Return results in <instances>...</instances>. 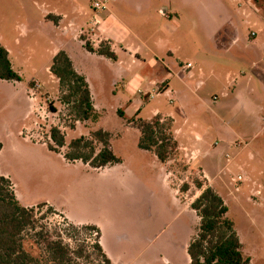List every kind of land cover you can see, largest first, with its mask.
<instances>
[{
    "label": "rangeland",
    "instance_id": "374dc122",
    "mask_svg": "<svg viewBox=\"0 0 264 264\" xmlns=\"http://www.w3.org/2000/svg\"><path fill=\"white\" fill-rule=\"evenodd\" d=\"M80 1L89 9V0ZM130 1L133 7L141 3V0ZM35 2L38 4L35 5L34 0H0V43L15 51V43L19 39L21 46L18 48H22L25 53L23 57L18 56V62L15 63L17 68L22 67L19 86L14 87L13 84L0 81V124L11 122L18 126L16 135L24 129L32 136L30 140L22 137L4 140L8 148L0 155V172L10 178L14 185L12 189L14 191L15 188L22 205L37 204L32 206L36 208L37 227L31 235L43 231L46 239L54 240L59 233L64 235L66 243H71V248H75L73 241L65 236V230L69 229L66 223H71L57 212L47 214L46 207L37 209L40 204L48 203L56 209H62L77 222L97 225L101 231V239L120 264H189L186 245L195 236L199 226V218L190 205L200 193L192 183L194 180L204 183L202 174L190 163L195 164L199 159V152L178 150L166 164L167 174L171 171L169 182L173 188L180 190L184 184L190 186L188 191L176 194L166 183L164 165L152 153L141 151L137 147L139 132L136 124L139 119L152 118V113L157 109L162 113L160 115L163 119L175 121L171 116L163 114L174 110V106L169 105L170 98L163 96L150 100L136 118L134 107L126 104V95L123 93H119V98L115 99L108 94L96 95L94 91V100L102 116L97 122L74 123L71 107L60 102L61 93L57 81L54 82L52 77L49 79L45 71L36 75L43 86L40 83L41 87H37L36 82L30 81L33 76L32 67L43 65L47 51L46 38L40 36L41 33L46 34L45 29L38 25L42 11L40 6L41 3L52 1ZM171 5L177 6V3L173 1ZM228 8L232 10L230 5ZM184 14L186 22H180L181 31L170 42L182 45V57L194 54V60L204 61L208 51L206 47L203 48V44L216 34L218 25L215 19L212 24L208 22L206 28L204 23L199 22L198 29L190 31L187 24L190 18L188 13ZM156 17L160 23L162 19L158 15ZM198 20L200 21L199 16ZM256 26L264 25L259 22ZM256 28L258 27H251L257 32ZM248 30L249 26L241 21L239 31L243 38L248 37ZM164 34L169 35V32ZM30 54L33 65L23 66L22 63ZM207 55L215 56L212 53ZM227 61L235 67L242 66L240 63L234 64L230 59ZM28 82L36 98L30 106L26 100L30 97L29 93L27 96ZM222 82H225L224 77ZM254 88L255 98L260 104L264 99L261 97L259 84L255 83ZM17 89L21 90L20 98L8 104L9 97ZM219 94L216 86L208 84L201 96L212 109L221 107L222 103L234 106L231 99H222ZM214 96H218L219 100L212 102ZM50 104L56 109V113L49 112ZM118 104L124 107L122 116L117 115L114 110L113 106ZM216 112L222 116L229 115L220 109ZM213 115L217 116L215 111L210 112L206 108L193 115V120L202 123L206 121L208 126H214H211V131L205 138V148L210 143L212 146L203 166L210 186L228 207L227 217L235 225L244 256L250 258L251 264H264V132L252 141L235 138V144L231 145L227 143L229 132L226 130L224 134L221 128H215L217 121ZM183 116L184 114L175 113V118L180 123ZM70 125L75 128L70 129ZM233 125L232 128L236 130L237 125ZM53 126L60 128L65 134L66 145L72 139L89 137L99 129L111 133L110 142L114 154L122 159V163L108 169L94 170L81 162H67L63 158L66 147L57 154L37 143L49 141V131ZM213 144H216L215 147ZM250 154L254 158L252 162L249 160ZM247 164L248 169L245 168ZM250 166L254 170L249 169ZM259 171L261 174L258 176ZM249 172L254 173V177ZM238 176H248V183L246 180L238 181ZM48 204L47 207H50ZM68 233L78 241L85 242L88 248L86 253L92 256L90 260L83 258L76 263L87 264L92 261L95 256L91 245L96 242L97 234L85 230ZM31 235L25 248L33 255L40 256L45 244L41 240L38 241L40 243H34L36 238L32 239Z\"/></svg>",
    "mask_w": 264,
    "mask_h": 264
},
{
    "label": "crops",
    "instance_id": "0c3cea01",
    "mask_svg": "<svg viewBox=\"0 0 264 264\" xmlns=\"http://www.w3.org/2000/svg\"><path fill=\"white\" fill-rule=\"evenodd\" d=\"M51 1V3L44 2L41 3V6L39 5L42 11L38 25L45 29L46 34L42 35L41 33L40 36L46 38L47 51L43 65L32 67L33 76L30 80L36 82L39 87L42 83L36 78V75L42 71L48 74L49 79L52 77L54 82H58L51 74L50 68L54 56L63 51L69 57L75 72L85 78L93 107L99 114V119L102 115L94 100V91H96V95L108 94L115 99L119 98V93H123L126 95V104L134 107L136 118L150 100L163 96L170 98L169 105L174 106V112L163 114L175 119L173 133L179 146L178 150L189 149L190 152L193 150L199 152V159L195 164L190 161V165H195L202 174L205 187L212 188L203 162L208 157L212 146L210 143L205 148V138L213 125L208 126L206 121L202 123L193 120L195 113L203 111L205 108L210 112L215 111L217 114V116L213 115L217 121L215 128L218 130L221 128L222 133L226 130L229 132L227 143L231 145L235 144L233 140L235 138L252 141L264 132V101L258 103L254 88L255 83L259 84L261 97L264 99V26H256L259 22L264 25V0H141V3L134 7L130 0H89L87 3L89 9L83 6L80 0ZM95 1L103 4L105 9L95 10L93 8ZM173 1L177 3V6L171 5ZM34 4L38 3L34 0ZM229 5L232 10L228 8ZM183 12L188 13L190 18L187 23L190 31H196L199 22L204 23L206 28L207 24L215 19L218 30L209 41L206 39L203 44L207 53H212L215 56H208L206 53L204 61L194 60V54V56L182 57L180 54L183 51L182 45L170 42V39L181 31L180 22L182 24L183 21L186 22ZM156 15L162 19L160 23L157 21ZM241 21L244 25L249 26L247 38H243L239 31ZM251 27L253 29L258 27L256 28L257 32L253 31ZM164 32H169V35ZM19 37L23 38V36ZM82 38L88 41L94 50L99 49L102 44L106 45L115 54L116 60L88 52ZM34 39L36 40L35 37ZM15 46L17 47L15 51L3 47L9 54L12 69L21 77L22 67L17 68L15 63L18 62V56L23 57L25 53L22 48H18L21 46L19 39ZM30 55L28 59L24 58L23 66L27 67L32 64V54ZM225 59L232 60L234 64L235 62L240 63L242 66L235 67ZM223 77L225 82H222ZM2 82L13 84L14 87L21 83ZM29 82L27 96L29 93L30 97L26 99L28 106L33 105L36 99L29 87ZM208 84L218 88L219 97L231 99V103H234V106L230 107L224 103L221 104V107H217L221 112H228L229 115L222 116L216 112L217 109L208 107L207 102L201 96ZM20 96V89L13 91L7 103L11 104ZM219 97L214 96L212 102L218 101ZM113 107L117 115L124 114V107L119 104ZM175 113L184 114L182 123L175 118ZM157 114L162 113L155 109L152 116ZM233 124L237 125L236 130L232 128ZM17 128L18 126L11 122L0 124V143L2 144L0 155L8 148L4 144L5 139L22 137L30 140L32 137L24 129L16 135ZM37 143L47 148L45 143ZM236 144L239 146V143ZM215 145L213 144L214 147ZM253 159V155L250 154L249 160L252 162ZM167 163L163 164L166 183L177 194L180 190L170 185L171 171L169 170V174H167ZM245 168L248 169V164ZM250 168L254 170L251 166ZM260 174L259 171L258 176ZM250 175L253 176L254 173H250ZM0 176L7 178L1 172ZM7 179L12 183L9 177ZM237 180H246V183L249 181L248 176L245 178L238 176ZM14 193L21 204L15 188ZM35 205L25 204L22 206L27 208ZM48 205L73 225L96 227L100 232L99 244L104 254L112 264H120L101 239V231L97 225L77 222L62 209Z\"/></svg>",
    "mask_w": 264,
    "mask_h": 264
},
{
    "label": "trees",
    "instance_id": "16d2710c",
    "mask_svg": "<svg viewBox=\"0 0 264 264\" xmlns=\"http://www.w3.org/2000/svg\"><path fill=\"white\" fill-rule=\"evenodd\" d=\"M82 41L85 42L84 46L88 52L116 60L115 54L106 45L102 44L99 49L94 50L84 38ZM50 72L58 80L60 102L71 107L74 123L97 122L99 114L93 107L88 84L83 76L75 72L69 57L63 51L54 56ZM0 80L21 82V77L12 69L9 54L1 43ZM48 108L49 112L56 113L51 104ZM69 127L75 128L74 125ZM172 127V120L163 119L159 114L148 120L139 119L136 124L139 132L138 149L152 153L162 164L167 163L178 152L179 147ZM48 139L45 144L51 152L60 154L61 149L66 147L63 158L70 163L81 162L92 169L122 163V159L114 154L110 142L111 134L102 129L93 131L89 137L72 139L66 145L65 134L60 128L53 126L50 128ZM1 148L0 143V150ZM192 184L200 192L190 205L199 218V226L186 249L189 264H251L250 258L243 254V245L234 223L227 217L228 207L223 199L212 188L205 187L201 181L194 180ZM189 188L188 184H184L180 192L184 193ZM43 207L47 208V214L56 213L46 204H40L37 209ZM35 212L36 208H26L19 203L11 182L0 176V264H77L79 259L90 260L92 256L86 253L88 248L85 242L78 241L68 233L79 230L95 232L98 237L91 245L95 257L87 264H112L99 244L100 232L96 227L66 223L69 229L65 230V236L75 245V248H71V243H66L64 235L59 233L54 240L46 239L43 231L32 236L31 233L37 227ZM30 235L32 239L36 238L34 243L41 240L45 244L44 250H41L42 255L35 256L26 250L25 243L30 239Z\"/></svg>",
    "mask_w": 264,
    "mask_h": 264
},
{
    "label": "built area",
    "instance_id": "2783aa9c",
    "mask_svg": "<svg viewBox=\"0 0 264 264\" xmlns=\"http://www.w3.org/2000/svg\"><path fill=\"white\" fill-rule=\"evenodd\" d=\"M93 8H94L95 10H97V11H102V10L105 9L104 5L101 4V3L98 2V1H95V2L93 3ZM187 66L190 67V65H187ZM36 86L38 87V85H36Z\"/></svg>",
    "mask_w": 264,
    "mask_h": 264
}]
</instances>
